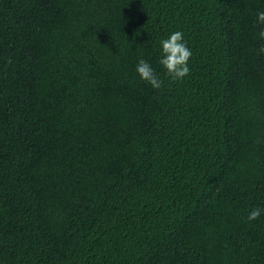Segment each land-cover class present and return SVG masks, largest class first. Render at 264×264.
I'll return each instance as SVG.
<instances>
[{
  "label": "trees",
  "instance_id": "16d2710c",
  "mask_svg": "<svg viewBox=\"0 0 264 264\" xmlns=\"http://www.w3.org/2000/svg\"><path fill=\"white\" fill-rule=\"evenodd\" d=\"M258 11L0 0V264H264ZM176 31L192 56L172 82Z\"/></svg>",
  "mask_w": 264,
  "mask_h": 264
},
{
  "label": "clouds",
  "instance_id": "9594fccd",
  "mask_svg": "<svg viewBox=\"0 0 264 264\" xmlns=\"http://www.w3.org/2000/svg\"><path fill=\"white\" fill-rule=\"evenodd\" d=\"M258 23L264 24V11H258L256 13ZM261 38H264V30L260 32ZM163 58L160 60V64L166 70L167 75L171 78L172 82L183 80L184 77L190 73L188 62L192 56V52L184 42V36L181 31H176L170 34V36L161 41ZM264 52V47L260 49ZM137 73L142 80L148 82L153 88H160L162 81L158 79L151 65L144 59H140L136 68ZM264 209L255 208L248 215V221H254L258 219Z\"/></svg>",
  "mask_w": 264,
  "mask_h": 264
}]
</instances>
